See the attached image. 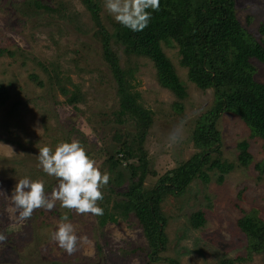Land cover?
<instances>
[{"label":"rangeland","instance_id":"rangeland-1","mask_svg":"<svg viewBox=\"0 0 264 264\" xmlns=\"http://www.w3.org/2000/svg\"><path fill=\"white\" fill-rule=\"evenodd\" d=\"M18 1L0 0V46L19 52L15 57H0V84L9 92V99L0 107V234L6 237L0 241V264H167L166 257L176 258L179 264H217L222 257L237 256L247 258L235 264H264V250L247 255V239L236 226L241 209L256 208L264 218V174L257 180L259 170L255 168L257 162L264 166V141L250 138L245 123L229 112L221 114L216 122L223 155L236 162L237 143L247 139L253 160L246 167L239 165L225 173L222 180L218 179L219 172L210 171L208 182L196 178L184 193L163 200L168 238L161 252L163 260L147 256V241L134 215L99 226L98 216L78 214L57 201L50 211L35 209L30 218L19 219L10 196L20 179L43 181L46 194L58 184L57 178L38 166L40 147L54 150L60 142L79 140L100 171L110 175L106 156L115 145L113 133L116 128L134 131V123L130 120L118 125L111 121V112L117 106L115 89L101 46L92 34L93 21L81 1L62 0L66 6L62 11L40 14L22 12ZM40 1L54 6L51 0ZM98 2L110 28L108 18L115 19L105 9V0ZM236 16L245 28L264 40V34L258 31L264 24V0H236ZM162 46L186 86L182 111L172 105L174 94L158 84L148 59H138L133 81L141 103L153 112L144 147L151 167L159 175L194 152L191 137L196 120L214 99L213 89L201 90L187 79L186 69L179 63L178 47L167 43ZM118 53L124 66L125 55L120 49ZM38 61L58 65L63 74L68 73L84 93L85 102L76 107L66 105L63 96L36 84L30 74L42 80L47 77ZM256 66L255 78L264 83V64ZM85 121L92 129L91 137L80 130ZM173 133L175 140L170 138ZM157 178L149 174L145 188L152 187ZM125 188V184L114 185L111 192L113 189L107 185L102 187L103 199L98 206L106 194L111 207L113 198ZM196 210L205 213L206 221L192 228L188 216ZM65 215L75 234L88 240L78 242L71 254L51 238Z\"/></svg>","mask_w":264,"mask_h":264},{"label":"trees","instance_id":"trees-1","mask_svg":"<svg viewBox=\"0 0 264 264\" xmlns=\"http://www.w3.org/2000/svg\"><path fill=\"white\" fill-rule=\"evenodd\" d=\"M80 1L93 21L92 34L101 46V55L115 89L117 106L111 112V121L118 125L130 120L134 123V131L116 128L113 133L115 145L106 156L111 175L107 186L113 189L114 185L125 184L126 188L113 198L111 207L107 205L109 195L105 194L103 203H99L103 215L98 216V224L103 226L134 215L147 241L144 248L147 256L161 261L164 259L161 252L165 251L168 241L163 200L168 195H181L196 178L208 182L210 171L219 172L218 179L222 180L225 173L239 165L246 167L253 160L247 139L237 143L236 162L224 157L216 125L220 115L224 112L237 115L248 127L250 138L264 141V83L255 78L256 63L264 64V40L238 20L236 0H160L158 11L146 10L151 18L142 31H132L110 17L111 27L108 28L98 0ZM51 2L54 6L40 0H19L17 4L26 14L58 13L66 8L62 0ZM258 31L264 34V24ZM163 43L178 47L179 63L186 69L187 79L201 90L213 89L214 99L212 106L196 120L191 137L194 152L159 175L151 167L144 147L153 112L141 103L133 81L138 59H148L155 68L158 84L174 94L176 100L172 105L178 112L182 111L186 86L164 52ZM118 49L125 55L124 66ZM16 54L19 52L0 46V57ZM38 65L47 77L42 80L35 73L30 74L36 84L47 86L56 96H63L66 105L76 107L77 103L85 102L84 93L58 65L41 61ZM8 99L7 88L0 84V107ZM255 168L259 170L256 179L261 180L264 166L257 162ZM149 174L158 178L152 187L145 188L144 180ZM241 212L236 226L247 239V255L250 256L264 250V218L256 208L241 209ZM205 221L201 210L188 216L192 228L203 226ZM246 258L222 257L217 264H235ZM164 260L167 264H179L174 257Z\"/></svg>","mask_w":264,"mask_h":264},{"label":"clouds","instance_id":"clouds-1","mask_svg":"<svg viewBox=\"0 0 264 264\" xmlns=\"http://www.w3.org/2000/svg\"><path fill=\"white\" fill-rule=\"evenodd\" d=\"M104 7L116 22L132 31H142L151 18V13L146 10L158 11L160 0H105ZM80 130L85 136L93 135L86 121ZM170 138L175 140L177 137L173 133ZM37 159L43 172L57 178L58 184L50 194H46L43 181L20 179L10 196L20 220L30 218L35 209L52 210L57 201L78 214L103 215V209L97 202L103 199L101 189L108 184L110 176L100 171L79 140L60 142L54 150L49 146L40 147ZM51 238L69 254L76 251L78 242H88L86 236L75 234L67 215L60 219ZM5 239L0 234V241Z\"/></svg>","mask_w":264,"mask_h":264}]
</instances>
